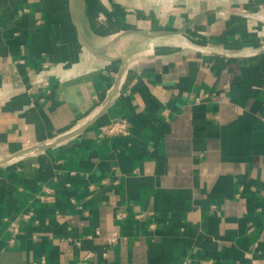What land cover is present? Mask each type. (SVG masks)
Wrapping results in <instances>:
<instances>
[{
    "label": "crops",
    "instance_id": "crops-1",
    "mask_svg": "<svg viewBox=\"0 0 264 264\" xmlns=\"http://www.w3.org/2000/svg\"><path fill=\"white\" fill-rule=\"evenodd\" d=\"M0 264H264V0H0Z\"/></svg>",
    "mask_w": 264,
    "mask_h": 264
},
{
    "label": "built area",
    "instance_id": "built-area-1",
    "mask_svg": "<svg viewBox=\"0 0 264 264\" xmlns=\"http://www.w3.org/2000/svg\"><path fill=\"white\" fill-rule=\"evenodd\" d=\"M129 132L130 124L124 119H116L102 128L103 135L109 138L126 136Z\"/></svg>",
    "mask_w": 264,
    "mask_h": 264
},
{
    "label": "rangeland",
    "instance_id": "rangeland-1",
    "mask_svg": "<svg viewBox=\"0 0 264 264\" xmlns=\"http://www.w3.org/2000/svg\"><path fill=\"white\" fill-rule=\"evenodd\" d=\"M212 2L213 1H218V2H220V1H222V2H224V1H227V0H211ZM229 1V0H228Z\"/></svg>",
    "mask_w": 264,
    "mask_h": 264
},
{
    "label": "bare ground",
    "instance_id": "bare-ground-1",
    "mask_svg": "<svg viewBox=\"0 0 264 264\" xmlns=\"http://www.w3.org/2000/svg\"><path fill=\"white\" fill-rule=\"evenodd\" d=\"M179 44V43H178Z\"/></svg>",
    "mask_w": 264,
    "mask_h": 264
}]
</instances>
